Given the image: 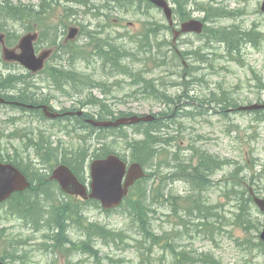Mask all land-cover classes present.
<instances>
[{"label": "rangeland", "instance_id": "rangeland-1", "mask_svg": "<svg viewBox=\"0 0 264 264\" xmlns=\"http://www.w3.org/2000/svg\"><path fill=\"white\" fill-rule=\"evenodd\" d=\"M190 1H193V3L186 10L191 12L193 17L203 18L207 16L209 18L208 28L227 29L232 31L235 36H231L230 39H222L219 32H211L207 28L205 33L208 35L201 40L194 35L184 37L178 44L184 58L192 55L196 49L198 56L195 57L194 61L193 59H187L186 65H191L195 69L189 78L183 77L182 79L180 78L184 74L182 63L177 61L176 64L173 61L169 48L157 46V42L161 40L166 38L172 40L168 27L152 34L150 37L152 38L151 42H145L144 40L137 44H129L127 48L119 47V43L107 41L99 49L100 52L107 51L103 50L105 46L116 49V55H119L122 63L130 69L124 72L120 69L122 64L113 68V63H110L108 70H104L103 61H95L91 76L94 80L101 79L102 86L91 90L90 98L94 97L101 100L105 112L108 106V109H112L115 115L121 113L145 115L166 112L169 110L166 97L177 98L184 90V87L178 86V83L187 80L188 86L184 90L185 93L193 95L196 100L212 102L219 110L222 109L228 98L237 100L240 104L237 107L264 101V86L261 87V85H264V13L261 11L264 0ZM1 2L7 3L6 0H0ZM10 2L19 7L32 6L33 12L38 14L34 20L16 21L4 18L3 21L11 31L12 39L25 35L24 26L28 23L31 25L41 24L44 32L51 38L54 34L61 33L64 30L68 19L65 11L74 9L83 19L82 22L87 24L93 21L95 14L103 6V2L97 0L87 2L83 0H11ZM171 3L174 5V0H171ZM1 6L3 7L2 4ZM41 6H44V8ZM144 7H149L150 10L143 11ZM126 9L130 13L125 15L126 22L124 25L127 28V23L133 22L136 28L130 31L132 33H138L141 28L144 37L148 28H151L148 25L151 21L164 23L160 12L146 2L135 1V5L128 4ZM233 9L238 12V16L231 15L230 12ZM174 11L177 22L181 16L179 17L176 13L175 5ZM211 11L215 15H211ZM114 16L113 14L112 19ZM85 30L86 28H84ZM117 30V28H114L113 32ZM103 38L108 40L106 36ZM79 40L80 37L77 41ZM185 40L192 42V44L184 42ZM74 49L71 48V51H74ZM154 59L161 60L158 64L162 66L158 69L155 68L159 65L152 63ZM149 66L153 73L136 74V72L145 71ZM83 68V64H80V70H84ZM21 71L23 70L17 67L7 68L0 64L1 79L13 75L18 78L17 85L29 90L27 81L21 76ZM140 77L147 80L153 79V82L149 84L142 81ZM39 86L43 88L41 84ZM42 91L56 97L58 103L54 105L57 108H69L70 101L59 96L52 89L43 88ZM228 92L230 96H228ZM85 102L86 97L82 95V108ZM177 104H174V107ZM85 110L90 113L96 112L95 108L91 110L85 108ZM18 116H20L18 111L0 107V132L8 134L13 132L15 128H23V123H17L16 125L8 123L10 117ZM174 116H177V118L172 117L166 122L174 128V130H170L173 132L171 135L176 136L175 147L167 146L168 152L172 154L183 149L181 156L187 155L189 159L191 152L186 150L191 140L189 136L192 135L194 141L202 137V140L199 139L196 144L198 148L225 159L219 168L206 170L210 182L227 180L230 175H233L232 179L238 185L240 191L234 194V197L230 200L224 197L225 191L217 189L211 193L206 192L204 203L207 206H217L216 212L221 216L220 219H217L218 222L215 225L212 223L208 227L200 226L203 216H211V211L202 209L200 214L192 205L191 212L196 215L189 217L186 228L180 226L179 218L173 213L184 209L183 198L190 194L188 192L191 190L192 184L196 188L198 187L196 191L198 195H201L207 186L202 187L198 183V181H203L204 177L201 172L194 170L185 172L190 175L187 179L193 180L192 183L188 182L186 178L178 179L177 183L166 180L165 177L170 175L169 165L173 159L171 155L166 157L161 154L155 161L154 166L147 169L148 172H157L155 179L148 182L150 183V191H148L150 201L147 206L153 210L155 209L154 213L148 215L146 221L151 225L148 228V231H151L150 233L137 231L134 225L141 226V223L129 206L125 209L106 213L100 206L91 205L82 213L83 219L80 221V226L72 220L66 222L64 229L66 233L62 236L58 235V241L53 246L54 241L50 237L51 232L54 233L59 229L54 220L42 224L43 226L49 225L51 230L50 235H46L42 239L44 233H34L22 226V220L15 219L11 215L14 204L10 202L7 205L0 206V229L7 228L12 235L21 236L23 239L32 238L29 244L26 242L20 246V250L26 251L28 254L29 261L27 264H203L191 261L188 259L189 257H180V255L185 254L194 259L195 256L206 253H211L215 258L220 259L223 264H264V252L261 251V254L258 249L253 248L255 242L260 241L259 235L262 230L264 215L254 203L249 205L243 191H241L245 190L242 185L247 178L248 185L254 189L258 187L259 194L264 195V121H259L251 113L240 112L230 114L229 119L222 118L219 115V117L211 116L205 120L197 121L180 119L178 113ZM63 126L64 124H59L55 133L51 132L44 135V139L50 140L53 148L57 146L56 142L58 140L64 139L67 142L66 138L68 136L61 131ZM139 129L149 131L151 128L141 126ZM129 132L134 134L133 130H129ZM115 136L116 134H110L104 143L101 141L102 146H99L95 135L92 137L87 135L85 145L88 150L92 151L98 150L112 141L108 145L109 148L123 154H129L130 151L126 147V141L122 138H116L114 141ZM22 137L18 135V141H8L6 138L0 139V146L6 150H4L5 156L10 154L13 157L26 158L23 153ZM71 139L73 145L68 151L86 149L80 137L71 136ZM136 139H139V137H136ZM62 148L65 150L64 146ZM183 158L185 159V157ZM195 165L196 161L190 165V168H194ZM44 166H47V163L39 160V163H34L33 168L43 172ZM173 173H176V171H173ZM176 174L177 177H180L183 171L179 170ZM170 184L176 185L171 186ZM228 188L232 189L233 184L230 183ZM170 196H179V198L171 200L169 199ZM168 199L172 202V206L169 204ZM235 199L239 202L242 213L237 224L235 222V212L237 211ZM75 204L79 207L78 203L75 202ZM194 204L202 205L201 201H196ZM44 206L45 210L51 208L49 203H45ZM250 218L253 219L255 227L252 226V223H247ZM88 222L109 229L111 235H108L106 239L99 237L98 232H101V229L96 228L93 231L90 228L87 229L85 223ZM205 222L208 223L207 220ZM215 227L217 228L216 231L213 230ZM258 228H260L259 231H257ZM120 231L124 233H118ZM125 233L129 237L126 241L123 240ZM154 236L163 238H155ZM6 240L9 239L4 238L0 241V255L5 254L4 250L12 251V247L9 249L10 245H6ZM137 240H144V242L139 244L136 249L125 248L123 245V242L135 245ZM170 243L174 244L172 248ZM21 255L20 252L17 254V256ZM178 257L181 259L180 262H177ZM10 261L13 264H20V262H15L14 259Z\"/></svg>", "mask_w": 264, "mask_h": 264}, {"label": "water", "instance_id": "water-1", "mask_svg": "<svg viewBox=\"0 0 264 264\" xmlns=\"http://www.w3.org/2000/svg\"><path fill=\"white\" fill-rule=\"evenodd\" d=\"M157 6L165 10V14L173 25L172 10L166 0H151ZM264 10V7H263ZM204 25L197 20H191L182 25L181 33H202ZM75 32H72L74 34ZM178 37L179 33H175ZM36 40V35H27L21 40L19 48L22 50V54L18 55L16 50H9L4 48V55L8 61H20L27 67L38 70L43 66V60L36 58L34 54L33 42ZM0 43H4V37L0 36ZM5 101L0 98V103ZM264 108V106H250L243 107L240 110H253ZM47 114L56 118L57 115ZM154 117L146 116L143 118L133 117L131 119H120L116 122H102L95 124L97 126H103L105 128L118 127L125 124H135L141 121H152ZM92 184L91 194L87 195L86 188L78 182L77 178L72 174L71 170L66 166H60L53 172L52 179L57 180L63 190H66L70 194L80 195L84 199H96L99 200L105 209H112L117 207L122 202L123 197L127 193V188L134 182L135 179L143 176L141 167L134 165L130 169L129 178L126 183V190L122 189V179L126 173V164L121 161L117 156L110 155L104 160H97L93 162L92 166ZM30 187V183L26 177L13 165H5L0 163V203L9 199L14 193L23 192ZM252 193V192H251ZM253 194V193H252ZM255 203L264 211V199L255 197ZM264 240V232L261 235ZM0 264H4L0 262Z\"/></svg>", "mask_w": 264, "mask_h": 264}, {"label": "trees", "instance_id": "trees-1", "mask_svg": "<svg viewBox=\"0 0 264 264\" xmlns=\"http://www.w3.org/2000/svg\"><path fill=\"white\" fill-rule=\"evenodd\" d=\"M184 1L188 0H174V2H178L180 6V10L183 11L182 3ZM6 11H8V15L11 17H18L20 8L19 7H13L10 6L8 3L5 4ZM183 14V13H182ZM211 15H214L213 13ZM217 31L220 34V38L224 37L225 39H230L231 36L234 37L235 34L233 32H229L226 30H211V32ZM101 55H107L109 53L106 52H100ZM107 116H104L103 118H107L110 116H113L112 114H105ZM256 119L259 121H264V115H260L259 113L256 114ZM153 129L160 130L161 127H166L164 125H160L158 128H155L158 126V123L150 125ZM151 133H155V131H150L147 133L148 138L151 137ZM146 142H141L136 144L138 146L139 150H142L146 157L143 159L141 155L138 156V161L145 163L146 160H148L150 157L153 156V152L151 149L145 148ZM38 154L42 155V157L51 155V157L48 159L49 163L54 162L55 164L62 162V164H66L72 168V170L77 174L78 170H83L84 164L86 162V157H83V153L78 151H73L70 153H62L58 154V149H52L49 145H43L40 149L37 150ZM57 152V154H55ZM42 153V154H41ZM108 154V153H107ZM71 155V156H70ZM99 156V155H98ZM52 164L50 166V170L53 169L54 165ZM30 176V179L32 182L38 181V185L32 186L30 189L26 190L25 192L15 194L9 202L11 204H14V211L18 212L20 215H23L24 217L29 218L30 220L36 222V223H46L51 220H54V223L56 226L59 227L60 230V236L64 235L66 233L65 226L66 222L69 220H72L76 225H81L82 217L80 216V211L77 205H73L70 201L60 200L58 197H56V194L53 192V190L50 188V184H48L47 176L46 174H37L36 177ZM63 201V202H61ZM141 202V200L139 201ZM45 203H49L51 205L50 210H45ZM198 212H202V208H197ZM147 213L144 214V216L141 217V223L142 227L146 229V218ZM55 217V218H54ZM144 222V223H143ZM252 226L255 227V224L252 222ZM90 228L92 231L96 228L101 229V232H98V235L101 236L103 239H106L108 235H111L110 232L105 231L104 229L100 228L98 225L90 224L87 229ZM114 236V235H113ZM68 242V240H67ZM11 253H5L2 255V259H4L6 256H9ZM14 256L13 254H11ZM14 259V258H12Z\"/></svg>", "mask_w": 264, "mask_h": 264}, {"label": "bare ground", "instance_id": "bare-ground-1", "mask_svg": "<svg viewBox=\"0 0 264 264\" xmlns=\"http://www.w3.org/2000/svg\"><path fill=\"white\" fill-rule=\"evenodd\" d=\"M135 1H141L142 3L143 2H146V3H148L149 5H151L152 7H155V5L156 4H154L151 0H135ZM166 2L168 3V4H171V0H166ZM64 3V2H63ZM65 4V3H64ZM74 4V3H73ZM77 4V3H76ZM51 5V4H50ZM68 5V4H67ZM174 5H175V8H176V13L178 14V16L180 17V16H182V13H183V11L182 10H180V6H179V3L178 2H175L174 3ZM69 6V5H68ZM76 7V6H75ZM74 7V8H75ZM140 7V6H139ZM198 8H199V10L201 11V8H200V6L198 5ZM36 9V8H35ZM143 11H148V10H150V8L149 7H147V8H143L142 9ZM39 11V10H38ZM45 11H47L46 9H45ZM75 16H78V13H75ZM172 20H173V24H176L177 22H176V20H175V11L173 10V14H172ZM168 28H169V30H170V32H171V34H172V29H171V27H169L168 26ZM86 31V30H85ZM84 31V29H83V32H85ZM247 31V30H246ZM122 49V48H121ZM104 50H107L106 51V53H111V54H116V49H114V48H112V47H109V46H107V47H105L104 48ZM109 51V52H108ZM118 51V50H117ZM99 52H100V50H99ZM109 53V54H110ZM104 55V54H103ZM210 55V54H209ZM131 57H132V55H130ZM124 57V56H123ZM122 57V58H123ZM121 58V57H120ZM126 59V58H125ZM137 61V60H136ZM135 61V62H136ZM141 61V60H140ZM101 63V62H100ZM132 63V62H131ZM134 63V62H133ZM144 65V64H143ZM174 65V64H173ZM145 67V66H144ZM197 68V67H196ZM101 72V71H100ZM182 73V72H181ZM14 74V73H13ZM129 76H131V75H129ZM0 78H1V76H0ZM184 82V81H183ZM194 82V81H193ZM192 82V83H193ZM145 85V84H144ZM140 87V86H139ZM158 87V86H157ZM263 90V89H262ZM167 101V100H166ZM178 125V124H177ZM173 127V126H172ZM177 127V126H176ZM131 132V131H130ZM129 132V133H130ZM104 143V142H103ZM38 152V151H37ZM71 156V155H70ZM173 162V161H172ZM220 170V169H219ZM181 171V170H180ZM209 174V173H208ZM211 178V177H210ZM187 179V178H186ZM198 180V179H197ZM193 181V180H192ZM216 181V180H215ZM180 182V181H179ZM172 183V182H171ZM176 183H177V181H176ZM150 184V183H149ZM187 184V183H186ZM171 185V184H170ZM174 185H176V184H174ZM174 185H171V186H174ZM192 185H194V184H192ZM191 186V185H190ZM198 188V187H197ZM178 189V188H177ZM169 191V190H168ZM188 192V191H187ZM200 192V191H199ZM169 193V192H168ZM175 193V192H174ZM185 193V192H184ZM189 193V192H188ZM200 194V193H199ZM242 195V194H241ZM208 197V196H207ZM61 202H63V201H61ZM242 202V201H241ZM149 203V202H148ZM239 203V202H238ZM172 206V205H171ZM173 208H174V206H173ZM155 210V209H154ZM173 210V209H172ZM172 214V213H171ZM151 216V215H150ZM195 218H197V217H195ZM152 219V218H151ZM194 219V218H193ZM155 220V219H154ZM223 220V219H222ZM192 221V220H191ZM190 221V222H191ZM202 221V220H201ZM144 223V222H143ZM197 223V222H196ZM151 225H149V227H150ZM109 230V229H108ZM111 231V230H110ZM151 232V231H150ZM126 234V233H125ZM144 234V233H143ZM155 234V233H154ZM127 235V234H126ZM129 238V237H128ZM151 240H152V238H151ZM134 241V240H133ZM149 241V240H148ZM151 242V241H150ZM171 244V243H170ZM150 248V247H149ZM177 251V250H176ZM169 253V252H168ZM172 256V255H171ZM174 257V256H173Z\"/></svg>", "mask_w": 264, "mask_h": 264}, {"label": "flooded vegetation", "instance_id": "flooded-vegetation-1", "mask_svg": "<svg viewBox=\"0 0 264 264\" xmlns=\"http://www.w3.org/2000/svg\"><path fill=\"white\" fill-rule=\"evenodd\" d=\"M1 4H2L3 6H5L6 3L1 2ZM111 5H114V4L111 3ZM116 22H118V20H117ZM103 50H104V49H103ZM42 74H43V73H42ZM42 74H40V75H42ZM40 75H38V77H39ZM190 102H191L190 100L186 101V103H190ZM193 103H195V102H193ZM186 109L189 111V110H191L192 108L187 104V105H186ZM213 112L219 114L221 111H216V110H214V109H211V112H210L209 114H211V113H213Z\"/></svg>", "mask_w": 264, "mask_h": 264}]
</instances>
